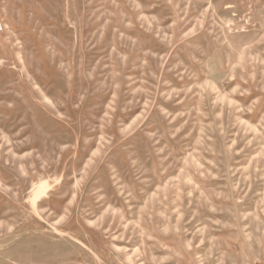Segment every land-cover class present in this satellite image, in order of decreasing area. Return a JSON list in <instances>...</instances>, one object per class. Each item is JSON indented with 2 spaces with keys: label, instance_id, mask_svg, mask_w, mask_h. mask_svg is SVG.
Listing matches in <instances>:
<instances>
[{
  "label": "rangeland",
  "instance_id": "rangeland-1",
  "mask_svg": "<svg viewBox=\"0 0 264 264\" xmlns=\"http://www.w3.org/2000/svg\"><path fill=\"white\" fill-rule=\"evenodd\" d=\"M0 264H264V0H0Z\"/></svg>",
  "mask_w": 264,
  "mask_h": 264
}]
</instances>
